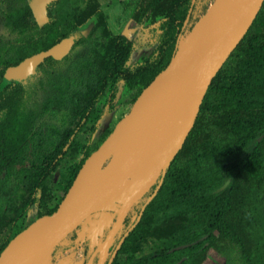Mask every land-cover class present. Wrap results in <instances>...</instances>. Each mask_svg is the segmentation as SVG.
Segmentation results:
<instances>
[{"label": "trees", "instance_id": "trees-1", "mask_svg": "<svg viewBox=\"0 0 264 264\" xmlns=\"http://www.w3.org/2000/svg\"><path fill=\"white\" fill-rule=\"evenodd\" d=\"M101 1L48 0L42 6L48 18L42 25L28 1L7 14L5 25L14 33L46 32L34 53L73 39L92 18L96 23L74 40L72 50L83 47L85 52L71 66L56 67L69 55L61 60L49 56L38 65L46 76L45 67L53 70L46 90L65 110L62 118L51 101L38 109L28 99L27 87L8 73L33 52L0 60V217L11 216L0 254L24 227L22 220L70 153L82 151L83 157L70 167L52 210L67 196L86 159L101 146H89L83 137L88 123L101 117L99 104L107 93L121 80L136 84L139 93L169 64L186 32L192 3L168 0L155 57L131 68L127 63L133 45L126 35L110 29ZM263 35L264 3L200 106L201 112H228L223 127L180 149L165 176L145 194L135 220L117 232L103 264H202L219 241L226 243L221 250L224 264H264V44L259 43ZM5 77L10 80L3 84ZM92 253L88 245L84 264Z\"/></svg>", "mask_w": 264, "mask_h": 264}, {"label": "water", "instance_id": "water-1", "mask_svg": "<svg viewBox=\"0 0 264 264\" xmlns=\"http://www.w3.org/2000/svg\"><path fill=\"white\" fill-rule=\"evenodd\" d=\"M263 3L264 0H216L210 5L180 42L169 64L143 88L110 138L94 151L100 149L104 153L113 144L114 153L108 164L122 159L119 166L96 184L73 196L68 197V192L57 209L39 216L19 230L2 250L0 264H16L28 243L53 236L54 241L45 257L48 263L53 248L94 213L123 202H127L128 211L137 199L147 194L165 176L183 147L209 85L249 30ZM73 43V39L63 40L11 66L8 73L14 78H25L47 57H64ZM197 61L200 68L183 122L173 131L155 138L157 144L151 148L144 132L149 134L154 128V106L161 88L180 69ZM82 168L74 183L80 177ZM100 217L99 220L102 215ZM56 231L59 234H55ZM100 250L98 244L87 264L98 262Z\"/></svg>", "mask_w": 264, "mask_h": 264}, {"label": "rangeland", "instance_id": "rangeland-1", "mask_svg": "<svg viewBox=\"0 0 264 264\" xmlns=\"http://www.w3.org/2000/svg\"><path fill=\"white\" fill-rule=\"evenodd\" d=\"M25 1H28L33 9L39 12V22L41 25L48 19L42 9L43 4L48 0H0V60L3 57L17 58L26 51L34 53L35 44L42 43L46 39V32L44 30L28 34H17L6 27L5 20L7 14L15 6ZM215 1L211 0L210 5ZM206 2L208 0H192L186 32L182 35L180 42L186 38L200 16L205 13H202V7ZM101 6L107 15L110 29L114 33L126 35L133 45V50L127 63L129 67H136L143 64L146 59L155 57L162 35L161 23L165 19V14L169 6L168 0H102ZM95 23L94 18L90 19L87 27L73 35V40L81 35H87ZM259 43L264 44V35L261 37ZM72 47L65 55H69V58L56 64L57 66L55 65L58 70H65L71 66L72 62L77 60L85 52L83 47H77L74 50H72ZM45 68L48 70L47 76L42 68L37 67L34 72L25 78L12 77L11 79L21 81L27 87L29 91L28 99L38 109H42L47 102L51 101L53 107L60 111L58 116L62 118L65 116V110L58 104L54 93L46 90L48 87V77L53 70L48 67ZM9 80L8 77H5L3 84H6ZM138 90L136 84L121 80L115 89L109 91L99 104L100 110H102L101 117L98 119L93 118L88 123L83 141L89 146H95L97 143H101L102 145L106 142L121 119L129 113L132 104L143 89L139 93ZM227 116L228 112L211 113L201 112L199 110L195 124L187 136L184 145L186 143L193 144L202 141L218 132L223 127ZM195 127L196 129L194 130ZM82 157V151H73L70 153L62 167L56 172L54 178L44 187L39 195L38 201L22 220L24 227L39 216L53 211L52 209L60 201L64 184L72 172L70 167H74ZM0 186L2 187V183ZM144 201L145 195L137 199L128 211L125 210L124 219L125 217L126 219H123L118 231H125L129 224L135 220ZM125 207L127 208V205ZM108 209L94 213L58 243L53 248L47 264H84V260L87 257L86 248H88V245L90 253H92V250L98 244L103 246L105 236H107L119 215L117 211L111 208ZM101 215L102 219L99 220ZM10 221L11 216L9 214L0 217V240ZM224 245L226 243L220 241L214 244L209 249L207 258L202 264H224L225 259L221 254ZM99 256L106 261L109 256V250L103 247ZM89 264H96V262Z\"/></svg>", "mask_w": 264, "mask_h": 264}, {"label": "bare ground", "instance_id": "bare-ground-1", "mask_svg": "<svg viewBox=\"0 0 264 264\" xmlns=\"http://www.w3.org/2000/svg\"><path fill=\"white\" fill-rule=\"evenodd\" d=\"M199 68V61L194 62L180 69L174 77L164 83L154 106V128L149 134L146 133V131L144 132L151 148H154L157 144L154 140L155 138H159L173 131L183 122L195 88ZM114 141L115 137L112 139V142ZM113 153V144L104 153L100 149L92 153V155L86 159L87 162L85 161L80 177L73 184L72 188H70L68 197L96 184L115 170L122 159H118L112 165H109L108 159ZM126 205L127 202H123L111 207V209L117 211L119 215L107 234L103 246H100L101 250L103 247L109 250L124 219ZM55 234H59V231H56ZM53 241L54 237L50 236L40 241L28 243L19 255L16 264H47L45 262L46 252ZM103 261H105V259L101 258L98 264Z\"/></svg>", "mask_w": 264, "mask_h": 264}, {"label": "flooded vegetation", "instance_id": "flooded-vegetation-1", "mask_svg": "<svg viewBox=\"0 0 264 264\" xmlns=\"http://www.w3.org/2000/svg\"><path fill=\"white\" fill-rule=\"evenodd\" d=\"M116 220H117V219H116ZM115 222H116V221H115ZM115 222H114V223H115ZM108 233H109V232H108ZM105 238H106V236H105ZM105 238H104V240H105ZM112 243H113V242H112ZM112 243H111V245H112ZM100 251H101V250H100ZM99 254H100V252H99ZM99 254L97 255L98 262H99V260L101 259L100 256H99ZM98 262L96 261V264H98Z\"/></svg>", "mask_w": 264, "mask_h": 264}]
</instances>
